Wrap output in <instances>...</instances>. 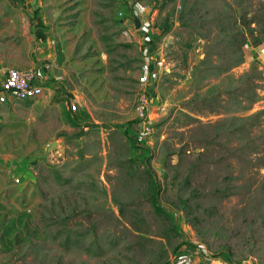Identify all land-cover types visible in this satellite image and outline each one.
Returning <instances> with one entry per match:
<instances>
[{
	"label": "rangeland",
	"instance_id": "obj_1",
	"mask_svg": "<svg viewBox=\"0 0 264 264\" xmlns=\"http://www.w3.org/2000/svg\"><path fill=\"white\" fill-rule=\"evenodd\" d=\"M11 1L0 60L35 28L51 73L0 104V264H264V0Z\"/></svg>",
	"mask_w": 264,
	"mask_h": 264
},
{
	"label": "built area",
	"instance_id": "obj_2",
	"mask_svg": "<svg viewBox=\"0 0 264 264\" xmlns=\"http://www.w3.org/2000/svg\"><path fill=\"white\" fill-rule=\"evenodd\" d=\"M47 77L36 68H16L0 66V104L11 101H25L38 98L44 93ZM152 97L149 92L140 93L137 102V120L141 130L150 134L153 132V119L150 115ZM14 182L21 181V176L13 173ZM200 251V247L186 246L181 248L171 259V264H189ZM238 264H254L253 260Z\"/></svg>",
	"mask_w": 264,
	"mask_h": 264
},
{
	"label": "crops",
	"instance_id": "obj_3",
	"mask_svg": "<svg viewBox=\"0 0 264 264\" xmlns=\"http://www.w3.org/2000/svg\"><path fill=\"white\" fill-rule=\"evenodd\" d=\"M9 1V0H8ZM12 5H16L15 9H29L31 7V3L29 2V0H13L11 1ZM18 5V6H17ZM24 5V7H22ZM23 12V14H21ZM27 11L26 13H24V11H20V15L18 16V18H16V20L19 19H23V21L25 20L26 23H30V17L28 15ZM13 17H11V21ZM32 24L34 25V21H32ZM29 39H31V41L34 44V50L32 53H30L26 60H24L21 63H8V62H4L0 60V66H4V67H16V68H20V69H24V68H37L38 71H40L43 75H45V77H47V82H48V78L50 75V71H49V66H47V63L50 62L49 59V55H50V42L49 39L45 37L44 33H38L35 31V28H32V33H30L29 35ZM261 46H257V47H253L252 49H250L251 54H258V51L261 50L260 49ZM50 72V73H49ZM152 117V116H151ZM10 169H14L13 173L17 174L16 171L20 172L23 171V167L19 164H11L9 166Z\"/></svg>",
	"mask_w": 264,
	"mask_h": 264
}]
</instances>
